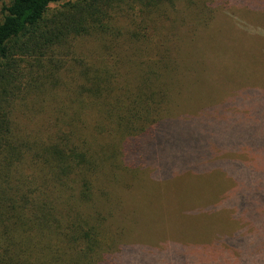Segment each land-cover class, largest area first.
Masks as SVG:
<instances>
[{
    "label": "trees",
    "instance_id": "trees-1",
    "mask_svg": "<svg viewBox=\"0 0 264 264\" xmlns=\"http://www.w3.org/2000/svg\"><path fill=\"white\" fill-rule=\"evenodd\" d=\"M66 1L0 0V264H140L137 255L125 259L131 248H116L111 190L127 186L124 177L147 162L139 153L172 122L164 115L182 62L167 24L177 3L191 0H82L51 9ZM91 36L96 63H66L73 44ZM260 90L226 95L225 119L208 128L201 116L203 129L194 126L189 137L187 123L173 127L177 142L203 134L217 149L253 158L221 162L234 175L224 201L240 226L224 236L237 250L234 264H264Z\"/></svg>",
    "mask_w": 264,
    "mask_h": 264
},
{
    "label": "rangeland",
    "instance_id": "rangeland-1",
    "mask_svg": "<svg viewBox=\"0 0 264 264\" xmlns=\"http://www.w3.org/2000/svg\"><path fill=\"white\" fill-rule=\"evenodd\" d=\"M79 1L67 0L51 9ZM171 12L167 25L178 37L182 62L170 83L171 108L164 115V121L172 122L147 143L149 154L139 153L147 162L139 164L138 173L124 177L127 186L111 190L112 203L119 207L110 231L121 240L116 248H131L125 259L137 255L140 264H174L173 256L181 254L187 264H234L237 250L224 244V236L240 227L232 218L234 210L224 204L235 189L234 175L229 177L221 162L253 158L217 149L203 134L177 142L182 135L173 127L175 120L187 123L189 137L194 126L203 129L201 116L208 118V128L210 120L225 119L219 107L226 95L264 90V0H191L177 3ZM73 48L66 63H96L95 37L78 39ZM170 133L177 136L165 140ZM203 150L206 156L197 158ZM210 163H216L214 170L207 168Z\"/></svg>",
    "mask_w": 264,
    "mask_h": 264
}]
</instances>
